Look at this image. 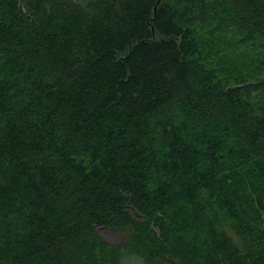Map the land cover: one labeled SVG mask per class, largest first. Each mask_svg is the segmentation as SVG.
Instances as JSON below:
<instances>
[{"label": "trees", "instance_id": "1", "mask_svg": "<svg viewBox=\"0 0 264 264\" xmlns=\"http://www.w3.org/2000/svg\"><path fill=\"white\" fill-rule=\"evenodd\" d=\"M262 75L264 0H0V264H264Z\"/></svg>", "mask_w": 264, "mask_h": 264}, {"label": "rangeland", "instance_id": "2", "mask_svg": "<svg viewBox=\"0 0 264 264\" xmlns=\"http://www.w3.org/2000/svg\"><path fill=\"white\" fill-rule=\"evenodd\" d=\"M243 51V50H242ZM246 57V58H245ZM251 56L249 54H247L245 52V56L243 57L242 61L240 64L246 66L247 64H249V67L247 68V72L248 73H258L257 70H255L252 65H251V60L252 59H248ZM242 66L237 67V69H239ZM261 75V74H260ZM263 76V75H262ZM260 77V76H259ZM264 77V76H263ZM264 80V79H263ZM99 234L101 235V237L106 240V241H110V242H114L117 240V236L114 235L113 233H111L109 230L105 229V228H99L98 229ZM127 264H139V262L137 260H130L129 262H127Z\"/></svg>", "mask_w": 264, "mask_h": 264}]
</instances>
